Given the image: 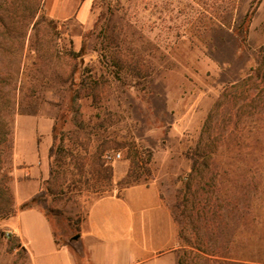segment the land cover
<instances>
[{"label": "rangeland", "instance_id": "rangeland-1", "mask_svg": "<svg viewBox=\"0 0 264 264\" xmlns=\"http://www.w3.org/2000/svg\"><path fill=\"white\" fill-rule=\"evenodd\" d=\"M20 1L0 0L8 26L0 29V121L8 123L11 137L6 168L15 209L10 218H0V264H49L40 253L49 229L76 264H85L81 238L71 239L80 228L75 231L71 222L106 196H124L122 203L110 201V227L118 225L115 218L125 205L142 217L152 191L175 213L178 229L186 224L177 250L178 256L189 251L185 264H264V0L257 7L254 0H67L68 17L55 19L59 46L81 49V77L104 83L99 102L81 91L72 108L73 93L62 83L71 62L36 49L31 24L24 35L19 23L11 24ZM125 58L140 61V75L116 66ZM249 75L254 80L222 102L202 134L223 88ZM56 121L64 145L77 139L89 154L103 145L110 185L102 196L85 193L57 205L58 216L49 215L45 223L42 212L21 205L49 176L48 151L59 141L53 140ZM200 139V172L183 218L176 208L179 177L190 171ZM128 144L135 149V166L126 157ZM136 187L147 191H127ZM125 226L134 228L138 220L130 217ZM147 228L154 239L148 251L169 240L162 221ZM6 233L29 242L34 259L21 240L24 250L13 249Z\"/></svg>", "mask_w": 264, "mask_h": 264}, {"label": "trees", "instance_id": "trees-1", "mask_svg": "<svg viewBox=\"0 0 264 264\" xmlns=\"http://www.w3.org/2000/svg\"><path fill=\"white\" fill-rule=\"evenodd\" d=\"M255 7L261 2V0H254ZM13 12L12 25L19 23L17 30L20 33L25 34L26 28L31 24L33 35L36 41V49L42 54L48 57H55L59 61L71 62L70 69L65 71V79L62 82L67 85V90L72 92L71 97V108L74 106V101L79 96L81 91L86 93V96L90 97L93 104L99 102L100 93L104 88V83L99 78H91L86 80L80 75V71L77 64V58L81 55V49L74 51L70 47H61L58 43L60 24L57 20L52 19L46 15L43 10L44 0H21L15 6ZM253 14V11L250 15ZM9 18L8 15H6ZM11 18V17H10ZM7 22L5 18L0 16V29L3 31L7 30ZM116 66L122 70L123 68L128 69L132 74H141L144 69L140 65L139 60L125 58L119 60ZM149 66H146V73L149 74ZM79 76V80L75 81L74 77ZM254 80V75H249L243 78L241 81L233 83L223 90L218 95L216 102L214 103L206 121L202 127V134L205 133L208 125L211 122V117L218 111L222 102L229 96L243 90L250 82ZM61 127V125L59 126ZM53 140L58 143H53L48 151V156L52 159L49 176L45 180L41 190L33 195L29 200L25 201L21 205L22 210L37 209L43 213L45 218L49 215L58 216L59 210L57 205L63 203L67 205L69 202L76 200L83 194H96L102 196L106 188L110 185V166L107 161L102 158L105 148L103 145H98L95 151L89 154L87 152L86 143H82L77 139H74L70 145H64L62 143V137L60 132H57V121L53 126ZM200 143H197L195 148L190 154L192 161L190 171L185 175L179 177L181 186L177 189V204L176 208L179 211L180 216L185 218V200L189 192L191 191L192 181L196 175L200 172V159L203 158L200 154L201 139ZM11 150V137L9 134L8 123L4 120L0 121V218L7 219L14 215L15 209L13 207V195L9 186L10 178L7 174V162L9 153ZM127 155L126 157L132 162L133 166L137 165L135 159V149L130 144L126 145ZM151 159V154H146L145 164ZM146 173L149 174V170L146 169ZM128 179V178H127ZM126 179V180H127ZM139 178L135 177L132 181H138ZM127 182H129L127 180ZM180 208V209H179ZM87 215V213H86ZM86 215L83 217H77L72 222L75 231H79L81 223L85 220ZM173 220H176V215L172 212ZM186 224L181 225L178 229L179 240L182 239L183 232ZM54 238V234H52ZM8 243L14 249L19 248L23 251V247L20 245V239L17 235H11L6 233L5 235ZM54 243L58 245V241L54 238ZM189 251H182V254L178 256L177 264H185V258Z\"/></svg>", "mask_w": 264, "mask_h": 264}, {"label": "crops", "instance_id": "crops-1", "mask_svg": "<svg viewBox=\"0 0 264 264\" xmlns=\"http://www.w3.org/2000/svg\"><path fill=\"white\" fill-rule=\"evenodd\" d=\"M44 2L46 13L50 18L65 19L68 17L64 15L67 10L65 7L67 0H45ZM131 190H140L141 193L147 191V189L137 187L130 188L127 191L130 192ZM152 193L153 199L150 208L144 212L142 217L136 213L134 215L128 213L125 205L124 208L122 207L123 211L120 217L115 218L118 225L112 227H110V221L114 219L110 218V201L116 200L122 203L124 196L121 198L100 197L90 205L86 218L80 226L79 235V239L81 238L87 253L85 264H114L119 257H123L124 261L119 263L117 261V264H144L147 261L159 259L163 256L168 257L166 264H177V250L179 247L178 225L173 221L169 209L158 194L153 191ZM28 210L40 213L36 209ZM19 212L20 210L17 211V214ZM130 217H133L135 221L138 220V226L130 229L125 226V220ZM43 218L45 223H48L44 216ZM152 221H162L164 235L166 231H170V235H165L167 238L169 237V240L164 246H160L153 251L150 249L149 251L151 252H149L148 249L154 239L147 226L151 225ZM48 234L49 236L44 242L48 245L45 249L46 251L43 249V252H40L45 257V261L49 264H76L70 249L67 246H57L54 243L50 229ZM20 240L28 252L29 259H34L35 254L30 248L29 242L25 243L22 238Z\"/></svg>", "mask_w": 264, "mask_h": 264}, {"label": "water", "instance_id": "water-1", "mask_svg": "<svg viewBox=\"0 0 264 264\" xmlns=\"http://www.w3.org/2000/svg\"><path fill=\"white\" fill-rule=\"evenodd\" d=\"M71 239L72 240H77V239H79V235L73 236Z\"/></svg>", "mask_w": 264, "mask_h": 264}, {"label": "built area", "instance_id": "built-area-1", "mask_svg": "<svg viewBox=\"0 0 264 264\" xmlns=\"http://www.w3.org/2000/svg\"><path fill=\"white\" fill-rule=\"evenodd\" d=\"M119 155H117V157H118Z\"/></svg>", "mask_w": 264, "mask_h": 264}]
</instances>
